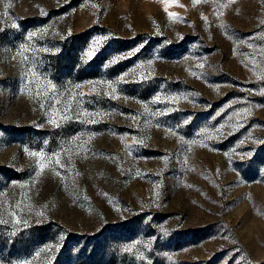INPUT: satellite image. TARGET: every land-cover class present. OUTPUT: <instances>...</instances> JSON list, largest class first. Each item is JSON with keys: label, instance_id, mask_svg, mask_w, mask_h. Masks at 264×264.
<instances>
[{"label": "rangeland", "instance_id": "rangeland-1", "mask_svg": "<svg viewBox=\"0 0 264 264\" xmlns=\"http://www.w3.org/2000/svg\"><path fill=\"white\" fill-rule=\"evenodd\" d=\"M0 264H264V0H0Z\"/></svg>", "mask_w": 264, "mask_h": 264}, {"label": "snow or ice", "instance_id": "snow-or-ice-1", "mask_svg": "<svg viewBox=\"0 0 264 264\" xmlns=\"http://www.w3.org/2000/svg\"><path fill=\"white\" fill-rule=\"evenodd\" d=\"M198 2H199V0H193V3L194 4L195 3H198ZM7 6L8 5H6V7ZM170 15L175 16V14H170ZM204 19L206 20L207 18L204 17ZM35 35H36V33H30L28 35V39L31 40ZM96 43L99 44V41H97ZM42 50H46V49H42ZM28 51H29V46L28 45H21L20 46V50L17 53V55L21 57V62L22 63L28 61L29 57L27 55H25V53H27ZM114 62H118V61H114ZM200 66L203 67V65H200ZM141 67H143V65H141ZM133 71H135V69ZM29 76L32 77V79H28V83L29 84H32L34 82H37L36 79H35L36 76H37V73L34 70L29 69V70L26 71V73H25L26 79ZM141 76H142V78H147V77H144L143 74H141ZM108 88H110L112 90L111 93H109L110 95H112V98L113 99L118 98L116 95H114L115 88H114V86L111 83L108 84ZM46 89L52 91L53 93L55 92V86L52 85L50 82L47 83ZM27 90H28V94L31 96L32 95V90L30 88H28ZM47 90L45 92H43V93L37 92V95H47ZM67 111H68V108L65 107V109H64V113L65 114L61 117L62 119H67L68 118ZM84 115L87 116V115H91V114L84 113ZM49 122H51V123H53V124H55V125L58 126V120L56 119L55 116H50V121ZM91 122H94V121H91ZM171 134L172 135H175V132H172ZM193 143H195V141H193ZM29 155L32 156V157H34V158H37V161H38V164H39V167H40V170L41 171H43L45 168L48 167V163H54L56 165H59L60 164V160L58 158L55 159V160H51L49 158H46L45 155H44V153H42V152L41 153L29 152ZM46 160H47V163H46ZM38 215L43 216L44 213L43 212H40V213H38ZM17 222H19V221H17ZM25 223H27V222L25 221Z\"/></svg>", "mask_w": 264, "mask_h": 264}]
</instances>
